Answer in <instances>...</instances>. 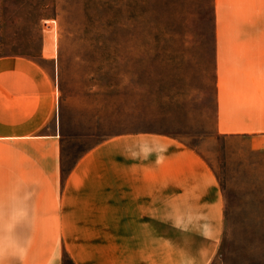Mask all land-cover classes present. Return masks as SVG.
<instances>
[{
	"label": "rangeland",
	"instance_id": "374dc122",
	"mask_svg": "<svg viewBox=\"0 0 264 264\" xmlns=\"http://www.w3.org/2000/svg\"><path fill=\"white\" fill-rule=\"evenodd\" d=\"M214 6V0H0V57L28 58L53 77L56 109L42 131L59 137L58 145L0 144V168L34 169L38 161L28 162L29 153H52L59 161L48 168L66 176L107 139L175 136L215 173L220 232L210 237L209 226L169 225L161 209L160 224L148 226L158 240L150 233L129 244L153 246L143 252L151 264H264V131L219 128ZM259 93L264 103V86ZM62 250L61 264H75Z\"/></svg>",
	"mask_w": 264,
	"mask_h": 264
},
{
	"label": "crops",
	"instance_id": "0c3cea01",
	"mask_svg": "<svg viewBox=\"0 0 264 264\" xmlns=\"http://www.w3.org/2000/svg\"><path fill=\"white\" fill-rule=\"evenodd\" d=\"M214 5L219 128L261 134L264 0ZM56 104L55 81L36 62L0 57V144L58 145L56 131H42ZM58 157L29 153L37 168H0V264H61L63 247L75 264H151L143 252L154 247L129 241L150 233L149 240H158L148 226L160 224L161 209L169 225L209 226L210 237L220 232L223 197L215 173L175 136L107 139L66 176L48 168Z\"/></svg>",
	"mask_w": 264,
	"mask_h": 264
}]
</instances>
